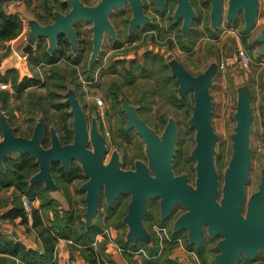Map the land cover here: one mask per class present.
I'll use <instances>...</instances> for the list:
<instances>
[{"label": "water", "instance_id": "1", "mask_svg": "<svg viewBox=\"0 0 264 264\" xmlns=\"http://www.w3.org/2000/svg\"><path fill=\"white\" fill-rule=\"evenodd\" d=\"M125 0H101L95 7H84L79 0H65L70 10L66 14L54 13L50 25L30 23L27 19L28 33L23 43L21 57L32 55L33 46L38 39L48 42V53L53 54L57 47V39L63 36L70 45L72 52L77 49V39L74 33L76 22L83 20L91 24L92 51L88 60L91 67L100 53L103 34L115 38V33L107 21L114 7L121 8ZM134 11V19L130 29L138 23L146 24L148 20L142 17L138 0H130ZM158 6H163L164 0H156ZM210 5V24L215 28L223 15V0H206ZM264 10V2H263ZM258 0H229L226 8V20L235 22L241 13L243 31L249 30L256 20ZM195 12L189 0H177L174 21L182 20V33L185 36L190 25L195 20ZM262 43L261 55L264 56V28L258 36ZM168 62V60H167ZM172 77L176 80L179 93L184 97L187 91L192 93L194 107L188 119V126L194 131L195 145L190 152L194 161L195 182L187 183L186 175L173 176L171 163L175 153L176 125L169 120L161 136L158 138L146 125L137 118L135 109L124 104L127 114V128H133L146 144L149 159V169L141 163L136 164V170L119 172L118 163L113 168H104L101 158L104 151L102 141L91 131L95 153L85 149V121L74 96H69L71 107L73 143L61 146L54 130L50 131V147L44 149L41 145L44 121L38 119L31 136L18 137L9 126L5 114L0 108V172L3 161L16 154H28L35 160L38 171L31 177L30 185L41 183L51 195L57 188L51 177V165L60 163L68 172L71 160H77L83 169L87 181L80 190L84 192L85 211L84 227L92 226V219L97 211L100 188L103 186L104 197L110 206L119 193L130 196L123 223L128 227L125 234L126 242L135 244L138 241L150 244V234L143 226V217L147 214L149 198L159 199L161 219H165L175 205L184 209L174 222L172 233L186 232L188 245L199 250L204 231L210 238L221 237L214 247L217 253L213 264H236L239 255L247 260H254L258 251L264 254V166L261 169V181L258 192L248 201L245 197V185L248 180L250 166L249 135L251 129V96L248 91L241 90L238 94L235 127L230 135L231 158L225 170L223 184L220 187L219 176L215 171L214 156L217 136L214 134L210 115L212 101L209 89L218 66L208 68L202 74L193 76L181 65L167 63ZM218 65V64H217ZM228 66V64H226ZM117 167V168H116ZM151 174V175H150ZM220 187V191H219ZM54 200L53 196H50Z\"/></svg>", "mask_w": 264, "mask_h": 264}, {"label": "rangeland", "instance_id": "2", "mask_svg": "<svg viewBox=\"0 0 264 264\" xmlns=\"http://www.w3.org/2000/svg\"><path fill=\"white\" fill-rule=\"evenodd\" d=\"M18 1L20 5L13 7L12 4ZM145 1L148 3L151 0ZM228 1L229 0H223L222 18L219 24L213 28L210 24V6L203 3L205 0H191L193 6L192 9L195 12V18L197 22H195L193 25L192 36H190L191 38L188 46L189 51H185L181 48V46H179L180 41L177 30L172 32L168 31L166 23H160L162 32L160 37H157L155 43L151 41L150 35L148 34L144 37L142 43L139 39L135 46H128L125 39V27L122 26L120 20L117 17H112L110 22L116 29L117 34H119V42L115 47L109 40V37L105 35L101 52L98 56L100 59L98 65L99 68L94 72V79L96 82L94 85H91V87L89 85H83L85 89H82V91L84 92L83 98L85 104L94 105L96 102L95 98H102L101 92L99 90H95V86H97V84L103 85L110 83L111 81L113 82L114 80H118V78L112 75V71H109L111 74L107 72L106 67H108V65L110 66L113 61H121L120 63L125 65L126 68H129V64L133 60H137L139 63H141L143 60V53L146 52L147 48H151L152 50L159 53L166 61L168 60L167 63L169 64L176 63L182 65L187 70V72L193 76L202 74L212 66L217 67L221 60L226 62L225 64H228V66L225 67V70L220 72L218 68L216 69L212 86L209 89L213 104L210 115V124L214 134L217 136V142L215 144L214 166L216 173L221 178V187L223 184L225 170L227 169L231 158L232 142L230 140V135L233 133L235 127L234 114L236 113L238 94L241 90H246L251 96L250 107L252 115V131L249 135L250 166L248 170V180L245 185V197L246 201H248L258 192L261 181L260 171L264 166V56L260 53L262 49V43L258 41V36L264 28V0H258V12L256 15L255 24L245 32L243 31L244 23L241 13L237 16L235 22L226 20V8ZM10 6L12 7L10 8ZM39 6L40 2L37 0H13L2 3L1 8L7 14H16L20 20L27 19L30 23H33L35 22V16L32 13V9H37ZM23 24L24 23H22L21 31L24 28ZM90 25V23H87L81 25L79 28L81 32L80 50L83 51V58L81 59L80 65L75 66L77 75L79 74L78 81H85V78L81 77V73L83 72V69H85V66L87 67V60L90 54L89 41L91 33L88 30ZM186 43L187 41L185 44ZM3 46L4 44L0 45V67L2 72L5 70L3 75L11 70H14L17 72L18 82H21L24 78L32 80L36 77L39 78L40 83L45 82L44 73L50 69L48 66H33V69L31 70L30 66L28 65V59L26 61H20L15 57V55L10 57V52ZM21 48L22 46H20V51L18 50V52H21ZM238 50L244 51L250 60L249 67L246 71L239 69L237 64ZM15 67L18 69H14ZM57 67L59 70L63 71L62 74H68V71H64L65 69L69 70V68L64 65V62H60ZM154 68L156 67H153V69ZM113 69L120 72L122 76L126 74L123 69L121 70V65L115 64ZM164 72L166 76H168L167 71ZM133 80L135 81V84L131 86L126 85L123 88V91L125 92L126 96L129 97L131 102H134V107H139L140 105L138 100L142 97L144 98V108L146 110H142L141 117L147 120L149 125L154 130L160 134L164 126L163 121H167L168 119H174L176 121L178 143L177 147L175 146V152L177 150V156L174 162L173 173L175 175L184 173L189 177L190 183L194 185L195 163H185L187 155L190 154L195 145L194 131L190 132L186 125L194 107L192 93L187 91L186 95H184L187 103L186 106L176 107L174 106L173 102L166 97L165 94L176 93L177 98L179 100L182 99L183 96L179 93L178 88L173 81L169 82L167 87H164L160 81L156 80L154 77H146V79L138 77ZM124 81L130 82V80L125 79ZM47 92V87L45 89L30 88L21 96H14L15 98H13L11 102V108L14 111L12 113V122L15 129L18 130V133L29 135L31 130L28 129V121L30 119L38 121L39 119V114L37 112L33 113L29 108L28 97L30 95H44L47 94ZM61 92H63V90L57 91V94H60ZM260 101H262L263 104H260ZM110 113L113 114L111 111ZM112 120L114 126L119 123V121H117L118 119L115 117L112 118ZM1 140L2 137L0 135V141ZM132 142L136 146L140 145V141L136 137L132 139ZM128 155L131 157H138L142 156V152L128 150ZM71 192L73 194L72 200L78 204L76 205V210H78L79 214H81L84 211V206L80 202V198L74 195L72 190ZM11 193V190H5L0 193V208H2V205H4V203L7 201L10 203ZM50 196L54 197V201L56 202L55 208L59 215H65L64 211L67 206L66 203H63L64 201L61 196ZM152 209L155 212L154 207ZM178 212L180 213V211ZM44 221L46 224H48V221L45 219ZM145 226L146 231H148V222H145ZM167 229L169 232H172L171 228ZM118 231V235H124L127 233V228H121ZM182 233L183 234H180L181 236L179 237L186 246V232ZM206 246V253L202 256L201 254L199 255V261L200 263L203 261L211 264V261L215 255V253L211 251L213 243L209 242L206 244Z\"/></svg>", "mask_w": 264, "mask_h": 264}, {"label": "flooded vegetation", "instance_id": "3", "mask_svg": "<svg viewBox=\"0 0 264 264\" xmlns=\"http://www.w3.org/2000/svg\"><path fill=\"white\" fill-rule=\"evenodd\" d=\"M101 0H79V2L84 7H95L99 4ZM60 5H64V7L67 8V11L61 13L66 14L70 10L69 3L65 2V0H58ZM140 4V11L143 18L148 20L146 24H140L138 23L136 26H134L133 29H130L131 21L134 19V11L132 9V5L130 0H125L123 2V5L121 8L114 7L110 14L107 17V21L111 25L114 33L115 38H112L109 34L104 33L102 38V44L104 41L105 35L109 37V40L112 42V44L116 47L117 43L119 42V34H117L116 29L111 24L110 19L112 17H117L122 26L125 27V39L128 44V46H135L136 42L140 39V42H143V39L146 35H150L151 41L155 43L157 40V37H160L162 32V27L160 26V23H166L168 31L172 32L174 30H177L178 32V38L180 41V44L185 47V51L189 46L190 43V36H192L193 31V23L190 25V30L188 33L184 36L182 33V20H179L177 22L174 21V14L177 8V0H164L163 6L160 8L158 6V3L156 0H151L148 3L145 0H138ZM191 8L192 2L189 0ZM205 5H209V3L203 2ZM210 6V5H209ZM13 15V14H12ZM18 16V15H15ZM87 24V22L80 20L75 23L74 25V33L76 35L77 39V49L75 52H72V50L69 47V55L76 59L78 58V55L80 52L83 51L80 50V38H81V32L80 27L81 25ZM91 27V25H90ZM90 27L88 28L90 32ZM91 33V32H90ZM60 37V36H59ZM58 37V38H59ZM40 40H43L47 47L46 52L48 53V42L44 39H38L35 42V45L33 46V53L32 55H28L26 59L29 57H33L35 55L36 50V43ZM92 33L89 41L90 46V53L92 51ZM187 43L185 44V42ZM58 42V39H57ZM101 44V47H102ZM185 44V45H184ZM121 45V43H120ZM119 45V46H120ZM154 47V46H153ZM155 48V47H154ZM57 47L56 50L53 52V54H49L50 57H53L54 53H57ZM101 52V48H100ZM147 53H151L153 56H158L163 60L164 67L166 68V71L168 73L169 82H174V84L177 86L176 80L172 77L170 67L167 65V61L156 51L152 50L151 48L146 49ZM58 54V53H57ZM100 54V53H99ZM144 54V53H143ZM59 55V54H58ZM99 56V55H98ZM90 57V54H89ZM88 57V60H89ZM56 61L54 64H59L60 62H63V59H58V57L54 58ZM88 60H87V69L86 72L81 73V77L85 78V81H76L75 82H64L61 84V88L63 92L58 94L56 97V104H52L51 107H48L47 105L44 107V110L42 112H37L39 114V118L43 119L44 121V132L42 137L41 145L44 149H48L50 147V131L54 130L56 133V136L60 142L61 146L71 145L73 143V132H72V115H71V107L68 105L69 96H74L76 101L78 102V105L80 107V111L84 117L85 121V132H86V145L85 149L92 154L95 153V148L92 142L91 137V131L94 127V132L96 133L99 140L102 141L103 144V154L101 158V165L104 168L111 167L113 168L114 164L118 163L117 170L119 172H128V171H135L136 170V164L141 163L146 168L149 169V159L146 153V144L144 143L143 139L136 133V131L133 128L128 129V118L127 114L124 111V104H128L132 106L135 109V114L139 120H141L147 128H149L158 138H161L168 121L171 119H168L167 121H163V128L162 132L159 134L156 130H154L148 123L147 120L143 119L141 117L142 110H146L144 108L145 106V100L142 97L138 100L139 107H134V102H131L128 96H126L125 92L123 91V88L127 86H131L135 84V81H124V77L120 72L113 69L115 64L121 65V70L123 69L125 73L129 71V68H126L125 65H122L120 63L121 61H113L112 64L108 67H106V70L109 74H111L109 71H112V75H114L116 78H118L117 81H111L107 84H97L95 86V90H99L102 94V98H95L100 100V104L95 102L94 105L85 104L84 102V92L82 89H85L83 85H94L96 82L94 79V72L99 68V61L100 59L97 57V60L94 62V64L89 67L88 66ZM134 61V60H133ZM137 61V60H136ZM182 66V65H181ZM183 67V66H182ZM184 68V67H183ZM185 69V68H184ZM186 70V69H185ZM187 71V70H186ZM79 76V74H78ZM86 77L91 78L90 80H87ZM24 84L23 82H19V86ZM43 82H38L37 84L35 82H29L27 83L28 87L24 89V91L21 93V95L29 90L30 88H37V89H45L43 88ZM94 87V86H93ZM61 90V91H62ZM10 94H13V90L10 84V91L8 92ZM185 97V96H184ZM182 97V98H184ZM57 105V106H56ZM113 112V114L110 113ZM117 118L119 121L116 126L113 124L112 118ZM174 120V119H172ZM61 122V123H59ZM177 130V123L174 120ZM188 130L192 132L188 126V122L186 123ZM178 133L176 134L177 138ZM136 137L140 141V145L136 146L132 139ZM177 140L175 146L177 147ZM135 147V148H133ZM175 147V148H176ZM129 151H137L142 152V156L138 157H131L128 155ZM177 156V150L174 153L172 163H171V169L173 173L174 169V162L175 158ZM188 162H194L190 158V154L187 155V158L185 160V163ZM51 177L56 185L57 191L56 194L60 195L63 199V203H66L67 210L65 209L64 214L66 213H73V215L78 214L79 211L76 210V204L72 200V192L74 195L80 198V202L84 206L85 211V204H84V192L80 190V187L83 183L87 181V178H85L83 169L81 164L73 159L69 163V170L66 172L62 167L60 163H53L51 165ZM261 174V171H260ZM151 175V174H150ZM185 175L184 173L175 175L173 173V176H182ZM219 176V175H218ZM262 176V174H261ZM187 177V183L192 185L190 183L189 177ZM221 178L219 176V182ZM193 186V185H192ZM48 195L50 196L51 193L48 192ZM130 196L127 194L119 193L117 197L113 200L112 204L109 206L106 202V198L104 197L103 192V186L100 188L99 192V202L97 205V211L92 219V224L99 220V224L101 228H128L123 223V218L126 215L127 207L130 203ZM154 207V210L152 209ZM147 214L143 217V226H145V222H148L149 228H173L174 222L178 219V217L183 214L184 209L179 206L175 205L171 212L168 214V216L165 219H161L160 217V210H159V199L157 198H149L147 202ZM84 211L80 214L83 219ZM180 211V213L178 212ZM84 223V219H83ZM183 234V233H181ZM216 240V241H215ZM221 240V237L216 238H210L206 232L204 231V239L202 242V245L200 247V254L201 256L206 253L207 250V243H213V247L211 251L215 253L214 257L216 256V252L214 250V247L218 241ZM213 257V259H214ZM206 264H210L208 262H205ZM211 264H213V260L211 261ZM236 264H264V254L260 251L257 252L256 257L254 260H247L244 255H239L238 260Z\"/></svg>", "mask_w": 264, "mask_h": 264}, {"label": "trees", "instance_id": "4", "mask_svg": "<svg viewBox=\"0 0 264 264\" xmlns=\"http://www.w3.org/2000/svg\"><path fill=\"white\" fill-rule=\"evenodd\" d=\"M10 1L13 0H0V45L17 38L22 29V23L19 17L7 14L1 8L2 3ZM37 1L40 2V6L37 9H32V13L35 16V20L40 25H50L53 22L55 12L63 13L67 11V8L62 4L60 5L58 0ZM195 22H197V20H195ZM179 46L185 50L180 42ZM46 47L47 45L43 40L38 41L36 43L35 55L28 58V65L31 70L33 69V66H48L50 68L44 73L45 82L43 88H48L47 94L30 95L28 97V106L33 113L42 112L46 105L51 107L52 104H56L55 101L58 96L57 91L62 90V83L78 81L75 66L80 65L81 59L83 58L82 52L79 53L78 58L76 59L69 55L70 53L68 51L70 45L63 36H60L57 42L56 52L59 55L54 53L53 57H50L46 52ZM186 51H189V48H187ZM56 57L64 60V65L69 68V70H64L68 71V76L62 74L63 71L59 70L57 67L58 64H54L56 62L54 58ZM153 67L156 68L153 69ZM86 69L85 66V69H83L84 73L86 72ZM164 71H166V68L164 67L163 60L158 56H153L151 53L145 52L141 63L136 60L130 62L129 71H127L123 77L125 80L130 81H134L133 79L138 77L142 79H146V77H154L156 80L160 81L164 87H167L169 81L168 76H166ZM86 79L90 80L91 78L86 77ZM0 81H9L13 90V95L8 92L0 93V108L6 116L9 126L13 128L15 136L29 138L37 121L33 119L28 121V129L31 130L29 135L18 133V130L15 129L12 122V113L14 111L11 108V102L13 98H15L14 96H21L24 89L28 87L27 83L35 82L37 84L39 78L36 77L32 80L24 78L21 81L24 84L19 86L17 72L11 70L4 75H0ZM165 94L166 97L173 102L174 106L183 107L187 105L185 97L179 100L176 93ZM37 171L38 166L36 165L35 160L28 154H16L10 158L4 159L3 170L0 172V193L5 190H11L12 193L10 203L7 201L2 205V208H5L10 204V207L0 215V221L13 223L16 220H19V224L24 226H28L30 222L28 228L35 233L40 241L42 254L27 249L18 241H14L8 234L0 232V264H54V252L56 243L59 239L69 241L72 246L80 248L83 257L88 264H103L98 254L92 248L96 236L100 234L102 230L99 220L98 222L93 223L89 229H86L82 221V216L79 213H75V215H73V213H66L63 216H60L55 208L56 202L48 196V191L43 188V185L41 183L30 185V179ZM22 197L38 199L40 201V211L32 209L30 219L27 218V215L22 208ZM47 211L52 213V218L48 221V225L44 222V214ZM148 232L150 234V244L141 241H138L135 244L126 242L124 234L117 238L118 248L123 251V255H125L128 260L132 259L133 255L131 253L140 250L143 251V254H139L137 259L130 261L133 264H177L170 257L172 248L176 244L165 242L160 250L158 236L152 231V228H149ZM169 233L172 238H179V236H181L180 234ZM185 242L187 244L186 247L191 251H195L199 257L200 250L189 246L186 240ZM201 264L206 263L202 261Z\"/></svg>", "mask_w": 264, "mask_h": 264}, {"label": "crops", "instance_id": "5", "mask_svg": "<svg viewBox=\"0 0 264 264\" xmlns=\"http://www.w3.org/2000/svg\"><path fill=\"white\" fill-rule=\"evenodd\" d=\"M22 45L23 43L21 39L17 37L14 40L4 43L3 47L10 52V57H13V55H15V57L18 58L20 61H26L27 56L21 57L18 55V50ZM14 69L18 68L15 67ZM4 72L5 70L2 72L0 67V75H3ZM260 104H263V102L260 101ZM32 205L33 209L40 211V201L35 200L33 201ZM9 207L10 205L6 206L5 208H0V215ZM51 217L52 216L49 211L45 212L44 219L46 221L51 220ZM29 226L30 222L29 225L26 227ZM26 227L24 225H20L19 220H16L13 223H9L7 221H0V232L8 234L14 241H18L27 249L35 251L38 254H42L40 241L36 237L35 233L30 228ZM118 230L119 229L102 228L100 234L96 236L95 242L92 244V248L98 254L103 264H133L130 261H134L135 259H137V256L135 255L132 256L131 260H128V258L123 255L124 253L118 252L119 248L117 245V238L121 237V234L118 235ZM103 232H106V234H103ZM68 242L69 241H65L62 239H59L57 241L53 263L88 264L83 257L82 250L77 246H72L71 243ZM190 251L191 250L187 247L185 250H183L175 245L172 248L170 257L177 264H201L197 253L194 251L196 256V258H194V256L190 254Z\"/></svg>", "mask_w": 264, "mask_h": 264}, {"label": "built area", "instance_id": "6", "mask_svg": "<svg viewBox=\"0 0 264 264\" xmlns=\"http://www.w3.org/2000/svg\"><path fill=\"white\" fill-rule=\"evenodd\" d=\"M20 5L19 1L12 4L13 7ZM10 6V8L12 7ZM13 13V12H12ZM16 15V14H13ZM21 23H24L23 26V30L21 31V33L19 34L18 38L21 39L22 43H24L26 41L27 38V33H28V26L25 20H21ZM16 39V38H15ZM226 62H223L222 60L219 62L218 65V69L220 70V72H222L223 70H225L226 67ZM237 64L239 66V69L246 71L249 67L250 64V60L248 59L247 55L245 54L244 51L242 50H238L237 52ZM10 91V82H3L0 81V93H4V92H9ZM96 102L98 104H100V100L96 99ZM36 199H30L27 197H22L21 198V204H22V208L24 210V212L27 215V218L30 219L31 216V211H32V203L33 201H35ZM152 231L158 236L159 238V245H160V250L162 249L163 245L165 244V242L167 243H175L177 247L185 250L186 246L184 245V243L182 242V239L179 238H172L170 233L168 232V229L166 228H152ZM103 234H106V232H103ZM71 243V242H68ZM118 252L122 253L123 251L121 249H118ZM133 256H138L139 254H143V251L140 250L138 252H133L131 253ZM190 254L194 256V258H196L195 256V252L194 251H190Z\"/></svg>", "mask_w": 264, "mask_h": 264}]
</instances>
